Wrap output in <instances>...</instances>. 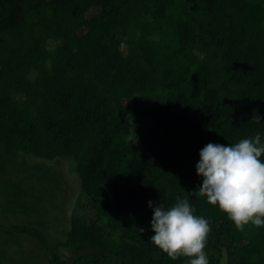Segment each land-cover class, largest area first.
<instances>
[{
	"label": "trees",
	"instance_id": "obj_1",
	"mask_svg": "<svg viewBox=\"0 0 264 264\" xmlns=\"http://www.w3.org/2000/svg\"><path fill=\"white\" fill-rule=\"evenodd\" d=\"M257 132L264 0H0L8 206L23 207L16 193L30 181L62 179L67 190L46 161H71L79 178L72 208L64 195L62 234L49 237V213L26 206L0 228V248L16 244L27 258L23 237L40 244L44 264H188L150 239L148 201L168 208L179 196L209 221V264H264V227L237 230L200 195L195 171L209 142Z\"/></svg>",
	"mask_w": 264,
	"mask_h": 264
},
{
	"label": "clouds",
	"instance_id": "obj_2",
	"mask_svg": "<svg viewBox=\"0 0 264 264\" xmlns=\"http://www.w3.org/2000/svg\"><path fill=\"white\" fill-rule=\"evenodd\" d=\"M257 120L260 118L257 116ZM264 134L241 139L234 144L209 142L199 150L195 171L201 178L198 191L206 202L216 206L233 222L237 230L246 225L264 227ZM152 208L150 239L167 256L189 258L188 264H209L205 251L210 224L195 215L188 198L177 197L165 208Z\"/></svg>",
	"mask_w": 264,
	"mask_h": 264
},
{
	"label": "rangeland",
	"instance_id": "obj_3",
	"mask_svg": "<svg viewBox=\"0 0 264 264\" xmlns=\"http://www.w3.org/2000/svg\"><path fill=\"white\" fill-rule=\"evenodd\" d=\"M51 166L58 167L63 172V178L65 180V183L67 185V190L64 188V183L62 179H59V182H56V179L52 177L44 178L40 180L39 182H29L27 185V188L22 189L24 192H22V195L20 193H16L17 199L22 202V199L26 201V203H22L23 207L27 206V210H32L33 212H47L49 213L48 223L40 225L41 228H45L48 233L49 237H54L57 233L62 234L60 231L62 226V218L61 213L63 210V200L64 195L66 192L67 199L70 200V206L69 209L73 207V200L76 197L78 193L79 188V178L77 176V173L75 169L72 166V162L68 161L65 158L60 159L59 161H46ZM14 175V174H13ZM58 178V177H56ZM21 185L12 186L14 189L20 188ZM8 187L5 183L0 184V228H3V225L6 226L10 220L15 221H22L24 219L22 215V205L21 203L17 206L14 205V208L16 211L12 212L10 209L11 207L8 206V200L5 195V190H8ZM14 189L11 188L13 191ZM17 191V190H16ZM24 196V197H23ZM13 208V209H14ZM37 213V214H38ZM10 224V223H9ZM2 230V229H1ZM0 230V238L2 236ZM4 231V230H2ZM19 237V236H17ZM21 241L25 245L24 250L29 251L27 254V258H24L22 254L20 253V246L14 244L9 245L4 248L3 245L0 248L1 250L10 251L13 255V258L11 260L6 259L4 257L5 261H2V258H0V264H44L46 263V259L44 257V251L39 250L38 247L40 244L36 243L33 244V242L25 239L22 237ZM1 245V244H0ZM34 256V257H33ZM37 258V260H36Z\"/></svg>",
	"mask_w": 264,
	"mask_h": 264
}]
</instances>
